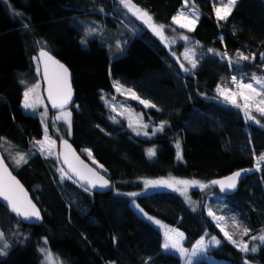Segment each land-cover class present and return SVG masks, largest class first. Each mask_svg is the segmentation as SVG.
<instances>
[{"label": "trees", "instance_id": "16d2710c", "mask_svg": "<svg viewBox=\"0 0 264 264\" xmlns=\"http://www.w3.org/2000/svg\"><path fill=\"white\" fill-rule=\"evenodd\" d=\"M131 1L164 26L170 46L117 0H0V151L43 216L39 225H25L0 205V264H42V246L63 264H182L163 249L161 231L134 210L132 200L181 230L186 247L206 233L221 238L206 212L204 192H190L196 207L169 190L128 196L142 189L140 179L212 182L252 169L234 194L211 190L240 211H228L237 218L229 226L233 243L251 238L247 227L264 231V164L257 168L264 154V117L259 124L250 121L214 92L233 73L237 52L252 55L243 68L264 77V0H236L225 18L216 12L220 0H190L199 12L191 31L172 23L185 0ZM83 16L101 20L111 30L122 25L123 46L105 35L103 41L96 36L82 43L84 32L74 19ZM188 45L197 53L195 60L185 54ZM42 50L69 68L73 87L70 131L57 134L50 123L51 133L59 141L70 140L100 166L94 164L111 181L107 192L60 182L56 160L44 158L33 145L42 137V127L36 116L22 110L21 101L26 87L37 80L33 59ZM114 80L154 105L143 110L147 119L165 124L155 137L135 136L110 119L103 98L116 94ZM56 127L61 131L62 124ZM154 147L150 157L148 149ZM221 240L209 254L225 264H264V243L243 252Z\"/></svg>", "mask_w": 264, "mask_h": 264}, {"label": "rangeland", "instance_id": "374dc122", "mask_svg": "<svg viewBox=\"0 0 264 264\" xmlns=\"http://www.w3.org/2000/svg\"><path fill=\"white\" fill-rule=\"evenodd\" d=\"M118 3L125 9L128 14L141 18L145 11L136 7L131 0H117ZM236 0H220L216 7L217 15L224 18L232 8ZM146 16H148L146 14ZM199 12L193 6L190 0H186L181 9L172 18V23L178 28L191 31L198 20ZM145 22V20L142 19ZM74 23L84 32L82 43L91 37H100L103 41L104 37L109 38V42L117 47L123 45L125 31L122 25L115 29H107L102 25V21L93 17L83 16L74 19ZM146 23V22H145ZM150 23L155 32H158L163 42L170 46V39L164 34V26L157 25L150 20ZM105 35V36H104ZM179 41H185V38L180 37ZM191 41H189L190 43ZM189 44L188 42H186ZM172 46V45H171ZM174 46V45H173ZM185 54L191 60L197 58V53L193 50L191 45L185 48ZM264 59V51L260 55ZM232 64H234V71L215 89V96L223 104L235 105L242 109L245 116L255 123L260 122L259 117H264V77L259 74L257 70L243 68L244 62H250L253 59L252 55H245L242 52H237L233 57ZM35 65V72L37 80L35 83L28 85L23 91L21 108L24 112L36 116L42 127V137L39 140L33 141V145L38 149L39 153L44 158H53L57 163V173L60 182L71 180L68 174L63 170L57 161L58 144L57 139L52 133L50 123L53 124V130L60 135L70 131V110L68 107L62 109L55 108L46 97V90L41 76L39 58L36 56L33 59ZM193 63V62H192ZM186 70V69H185ZM113 86L116 94L113 97H104V101L109 108L110 119L125 126L133 135L151 138L155 137L162 131L165 124H155L150 119H147L143 109L154 108V105L145 99H142L133 89L126 87L119 81L114 80ZM62 124L61 131L56 127V124ZM10 147H12L10 145ZM6 151V147H3ZM154 148H149L150 157H153ZM2 152V151H1ZM178 154L179 151H178ZM5 158V157H4ZM92 157L90 156V159ZM91 162L98 168L100 166L91 159ZM264 164V154L261 159L257 161V168ZM11 167V165L9 164ZM101 169V168H100ZM73 181V180H71ZM141 190L127 193L128 196L134 197L138 194L148 193L157 190L174 191L181 195L184 200L193 207H196L197 200H194L190 192L197 190L205 193L204 206L209 217L214 222L216 227L221 232V238L239 247L243 252L255 251L260 243H264V231H257L256 225L247 227L246 232L252 233L251 238L243 241L239 240L233 243L231 232L229 233L230 224H234L237 218L230 214L235 210L229 203L226 204L224 198L217 192H213L211 182H203L197 179H181L175 177H161L156 179H140ZM131 205L134 210L156 228H158L164 238L163 249L167 252L176 254L182 264H194L198 260H205L207 264H225L223 259L216 258L209 254V251L218 247L222 240L218 235L206 233L197 239L191 247L184 245L185 235L178 228L167 225L154 216L146 213L139 204L132 200ZM230 213H229V212ZM42 264H63L59 257H57L46 246L40 248Z\"/></svg>", "mask_w": 264, "mask_h": 264}, {"label": "water", "instance_id": "95a60500", "mask_svg": "<svg viewBox=\"0 0 264 264\" xmlns=\"http://www.w3.org/2000/svg\"><path fill=\"white\" fill-rule=\"evenodd\" d=\"M141 19L155 32L150 17L142 14ZM39 63L47 100L57 109L68 107L73 98V87L69 68L47 50L40 51ZM181 69L183 70L182 66ZM57 161L75 184L88 192H107L111 187L110 179L78 151L68 139L58 144ZM252 173L244 168L214 179L211 184L220 193L231 195L237 192L243 177ZM0 205L25 225H39L42 212L32 199L29 190L12 171L0 151Z\"/></svg>", "mask_w": 264, "mask_h": 264}, {"label": "crops", "instance_id": "0c3cea01", "mask_svg": "<svg viewBox=\"0 0 264 264\" xmlns=\"http://www.w3.org/2000/svg\"><path fill=\"white\" fill-rule=\"evenodd\" d=\"M185 1H186V0H185ZM185 1H184V2H185ZM184 2H183V4H184ZM233 5H234V4H233ZM232 7H233V6H232ZM231 9H232V8H231ZM229 12H230V11H229ZM229 12H228V13H229ZM175 15H176V14H175ZM175 15H174V16H175ZM225 17H226V16H225ZM225 17H224V18H225ZM198 18H199V17H198ZM197 21H198V20H197ZM171 45L173 46V44H171ZM122 46H123V45H122ZM122 46H121V47H122Z\"/></svg>", "mask_w": 264, "mask_h": 264}]
</instances>
